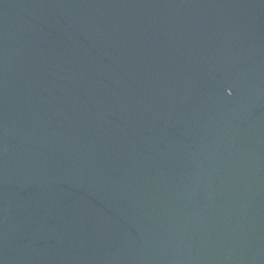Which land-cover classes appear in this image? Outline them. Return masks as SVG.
Instances as JSON below:
<instances>
[{
    "label": "water",
    "instance_id": "95a60500",
    "mask_svg": "<svg viewBox=\"0 0 264 264\" xmlns=\"http://www.w3.org/2000/svg\"><path fill=\"white\" fill-rule=\"evenodd\" d=\"M0 264H264V0H0Z\"/></svg>",
    "mask_w": 264,
    "mask_h": 264
}]
</instances>
